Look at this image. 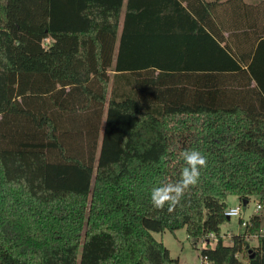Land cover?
<instances>
[{"label": "trees", "instance_id": "obj_1", "mask_svg": "<svg viewBox=\"0 0 264 264\" xmlns=\"http://www.w3.org/2000/svg\"><path fill=\"white\" fill-rule=\"evenodd\" d=\"M122 8L0 0V264H178L152 233L179 229L214 236L203 264H264L258 215L220 235L227 197L264 206V0ZM186 149L198 184L154 208Z\"/></svg>", "mask_w": 264, "mask_h": 264}, {"label": "rangeland", "instance_id": "obj_2", "mask_svg": "<svg viewBox=\"0 0 264 264\" xmlns=\"http://www.w3.org/2000/svg\"><path fill=\"white\" fill-rule=\"evenodd\" d=\"M245 1L251 2L250 0ZM111 75L112 72H110V76ZM225 202L227 203V208L240 206L236 196L227 197ZM257 204H260V201L257 198L251 197L246 206H240V215L238 217H232L221 224L220 235L226 244L230 242L233 235L243 231V226L239 224V220L247 222L253 215H258L261 220L260 230L264 228V206L260 204L262 208L255 214L254 210ZM152 236L156 241L163 243V245L168 249L170 257L177 259L178 264H203L200 256V242H196L193 238L188 237L184 229L176 230L173 233L169 231H165L163 233H152ZM247 243L249 247L256 246V237L251 236ZM214 244L215 243L210 240V245L214 246Z\"/></svg>", "mask_w": 264, "mask_h": 264}, {"label": "clouds", "instance_id": "obj_3", "mask_svg": "<svg viewBox=\"0 0 264 264\" xmlns=\"http://www.w3.org/2000/svg\"><path fill=\"white\" fill-rule=\"evenodd\" d=\"M185 166L180 171V178L155 186L151 189V203L156 209L172 212L181 205L186 191L196 186L200 179V170L207 166V158L197 149H186L182 153ZM235 209H229L226 214H234Z\"/></svg>", "mask_w": 264, "mask_h": 264}, {"label": "built area", "instance_id": "obj_4", "mask_svg": "<svg viewBox=\"0 0 264 264\" xmlns=\"http://www.w3.org/2000/svg\"><path fill=\"white\" fill-rule=\"evenodd\" d=\"M261 208H262V206H261L260 204H257V205L255 206L254 213H255V214L258 213L259 210H261ZM229 209H235L236 211L234 212V214H232V215H228V214H226V213L228 212ZM224 214H225V216H226L227 218H229V219L232 218V217H236V216L238 217V216L240 215V207H239V206H236V207H234V208H228V209L225 210V213H224ZM246 223H247V222L243 221L242 226H245ZM260 235H261V236H264V228H262V229L260 230ZM210 240H212V242H214V243L216 242V239L214 238V236H213V235H210L209 238H208L207 240H202V241H200V249L205 248Z\"/></svg>", "mask_w": 264, "mask_h": 264}, {"label": "crops", "instance_id": "obj_5", "mask_svg": "<svg viewBox=\"0 0 264 264\" xmlns=\"http://www.w3.org/2000/svg\"><path fill=\"white\" fill-rule=\"evenodd\" d=\"M109 1V0H107ZM125 1L126 0H123V8H122V11H121V14H120V25L119 27L121 28V24H122V21H123V15H124V4H125ZM211 1H214V0H193L194 3H202L204 4V2H211ZM227 0H220V3L222 2H226ZM243 3H246V4H256L259 2V0H250L251 2H247L245 0H241ZM204 21H207V22H210V20L208 18H204ZM119 28V29H120Z\"/></svg>", "mask_w": 264, "mask_h": 264}, {"label": "water", "instance_id": "obj_6", "mask_svg": "<svg viewBox=\"0 0 264 264\" xmlns=\"http://www.w3.org/2000/svg\"><path fill=\"white\" fill-rule=\"evenodd\" d=\"M245 205H246V201L243 202V206H245Z\"/></svg>", "mask_w": 264, "mask_h": 264}]
</instances>
